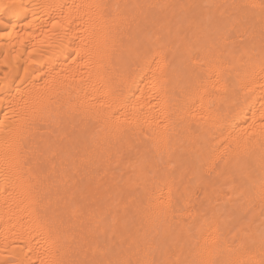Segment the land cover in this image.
Listing matches in <instances>:
<instances>
[{
    "label": "bare ground",
    "instance_id": "1",
    "mask_svg": "<svg viewBox=\"0 0 264 264\" xmlns=\"http://www.w3.org/2000/svg\"><path fill=\"white\" fill-rule=\"evenodd\" d=\"M0 264H264V0H0Z\"/></svg>",
    "mask_w": 264,
    "mask_h": 264
}]
</instances>
